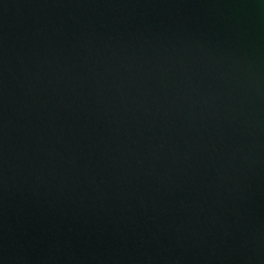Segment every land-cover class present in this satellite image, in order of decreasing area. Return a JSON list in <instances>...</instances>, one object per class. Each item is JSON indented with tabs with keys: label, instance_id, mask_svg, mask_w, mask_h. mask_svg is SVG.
I'll list each match as a JSON object with an SVG mask.
<instances>
[{
	"label": "water",
	"instance_id": "1",
	"mask_svg": "<svg viewBox=\"0 0 264 264\" xmlns=\"http://www.w3.org/2000/svg\"><path fill=\"white\" fill-rule=\"evenodd\" d=\"M0 264H264V0H0Z\"/></svg>",
	"mask_w": 264,
	"mask_h": 264
}]
</instances>
